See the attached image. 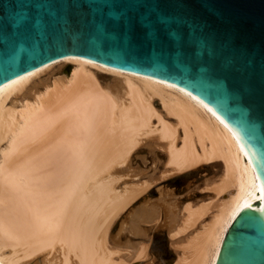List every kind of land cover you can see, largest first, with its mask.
<instances>
[{"label": "bare ground", "instance_id": "bare-ground-1", "mask_svg": "<svg viewBox=\"0 0 264 264\" xmlns=\"http://www.w3.org/2000/svg\"><path fill=\"white\" fill-rule=\"evenodd\" d=\"M67 62L76 64L71 74ZM94 69L113 82L103 85ZM4 141L0 264H128L139 242L132 239L151 241L150 229L169 232L175 264H215L232 220L262 190L235 132L204 101L79 56L0 86ZM216 162L221 170L204 178L210 201H184L168 186L150 193ZM147 244L137 254L145 257Z\"/></svg>", "mask_w": 264, "mask_h": 264}, {"label": "water", "instance_id": "water-1", "mask_svg": "<svg viewBox=\"0 0 264 264\" xmlns=\"http://www.w3.org/2000/svg\"><path fill=\"white\" fill-rule=\"evenodd\" d=\"M67 56L177 85L232 128L262 190L215 264H264V0H0V86Z\"/></svg>", "mask_w": 264, "mask_h": 264}, {"label": "rangeland", "instance_id": "rangeland-1", "mask_svg": "<svg viewBox=\"0 0 264 264\" xmlns=\"http://www.w3.org/2000/svg\"><path fill=\"white\" fill-rule=\"evenodd\" d=\"M75 66L76 64L67 62V63H64L61 67L66 70L67 74H71ZM94 71L98 73L99 80L101 81L103 85H105L106 83L113 82L114 77H115L114 74L100 70V69H94ZM42 76H43L42 78H46L49 76V74L43 73ZM54 78L55 76L51 79V81H53ZM159 104H160V101L156 103V106L160 107ZM5 147H6V141L2 142L0 145V162L2 161L1 152H2V149H5ZM147 150L148 149H144L141 152V155L147 154L145 156H147V162L149 165L148 169L151 170V167L154 164L153 155ZM137 162H141V159L137 158ZM221 168H222L221 163L216 162V163H211L207 165L206 170H203V169L188 170L184 174H179V175L170 177L166 180L159 181L156 185H154L151 188L150 193H155L157 188L160 186H168V187L176 189L177 195L182 196L183 198L182 200L184 201L195 200V199H200V198L205 199L206 201L208 200L210 201V198L208 199V194L210 195L212 191L204 188L205 187L204 178H205V175H207L208 177L213 176L216 173V171H220ZM189 181H194L192 183V186L190 187L191 189L186 188ZM211 200H214V199L211 198ZM146 225L149 226L150 224H146ZM167 232L168 231L166 230L161 233V232H157V231L150 229V236H152L151 241L144 239V238H140V237H136L137 240L136 238L132 239L134 243H137L139 240V242L137 243L138 245L135 246L136 248L142 243L143 244L148 243L147 244L148 254H146L147 256L145 255V257H143L144 255L141 256L137 254L138 252L137 250L140 246L137 249H134L135 247L133 248L131 247L132 254H131L130 259L127 260L128 264H175L174 262L177 259L178 251L175 249V246L171 242V238L169 237L170 235H168L169 232L168 233ZM135 253L137 254V256Z\"/></svg>", "mask_w": 264, "mask_h": 264}]
</instances>
